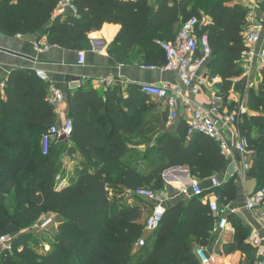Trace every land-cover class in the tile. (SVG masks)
Masks as SVG:
<instances>
[{
  "label": "trees",
  "instance_id": "1",
  "mask_svg": "<svg viewBox=\"0 0 264 264\" xmlns=\"http://www.w3.org/2000/svg\"><path fill=\"white\" fill-rule=\"evenodd\" d=\"M73 2L78 15L62 19L54 18L58 0H0V32L15 36L45 28L49 45L73 49L87 43L93 28L116 23L122 27L111 51L117 60L127 58L137 45L145 65L162 66L166 53L157 39H169L177 26L197 17L199 34L209 35V67L222 77L221 92L227 96L232 79L242 75L238 61L247 50L243 32L249 9L238 0ZM258 9L264 11V0H258ZM205 16L211 17L210 25H204ZM262 74L259 92L251 91L249 97V108L256 112L239 124L254 152L249 174L258 179V188L264 186V69ZM5 84V100L0 92V235L30 229L48 214L56 216L58 227L49 252L28 247L23 236L12 252L0 254V264H199L192 240L205 244L212 226L202 196L167 208L160 226L145 234V199L134 196L132 204H124L113 201L111 194L162 189L163 173L172 166H186L199 179L213 176L227 161L217 142L201 133L188 134L187 126L180 127L178 135L167 131V113L157 114L158 103H151L138 85L127 91L109 88L104 95L89 87L68 94L74 120L68 145L59 149L63 142L55 143L44 155L42 135L56 124L48 84L20 68ZM148 115L158 121L157 127H149ZM136 130L138 143L152 142L156 136L154 146L144 153L149 160L146 170L123 160L132 151L128 144ZM62 155L74 162L71 169ZM58 176L69 179L61 189ZM21 243L22 251L14 253Z\"/></svg>",
  "mask_w": 264,
  "mask_h": 264
},
{
  "label": "crops",
  "instance_id": "2",
  "mask_svg": "<svg viewBox=\"0 0 264 264\" xmlns=\"http://www.w3.org/2000/svg\"><path fill=\"white\" fill-rule=\"evenodd\" d=\"M238 1L249 9L248 16L250 12H254L264 25V11L258 9V0ZM149 2L154 4L156 0H149ZM77 15V10L70 7L56 8L54 12V18L65 19L68 16ZM203 21L204 25L212 23L209 16H205ZM178 27L175 28L173 36L169 39L157 40L172 42L176 38ZM121 28V25L116 23H105L100 29L93 28L87 33V43L73 49L49 45L45 28L34 34H17L15 36L0 32V47L20 54L15 55L0 50V80L6 83L14 69L30 70L35 74L36 70H43L46 75L45 79L36 76L48 84V98L51 99L53 89L64 96L61 102L53 104L56 124L59 125L66 117H69L68 94L89 87L95 88L100 95H104L109 88L119 86L127 91L130 85L166 83L172 86H181L188 95L207 108H212L215 105L212 100L213 94L221 95L223 101L219 106L223 114L235 112L241 103L247 108L246 116L256 112L249 108V97L251 91L259 92L264 69L260 67L256 55L250 57L246 53L248 51L242 53L241 59L238 61L242 75L232 79L227 96L219 89L222 77L213 74L209 67L211 59L207 60L198 72L199 76L205 78V83L201 87V91L194 94L190 87L182 84L177 72L145 68L144 54L139 53L140 48L137 45L131 49L127 58L122 61L117 60L111 51L115 48L113 43ZM263 46L264 29L261 39L253 46L255 54ZM80 53L84 54V63L79 62ZM102 80L104 82H101ZM0 92L2 100H5V87H0ZM149 100L151 103H158L157 114L166 112L168 115L169 107L165 99L149 96ZM257 113H263V111ZM146 118V120L151 119L149 115ZM188 121V114L183 107H179L176 119L171 124H168L166 120L165 128L178 135L179 128L184 129ZM239 124H236L234 129L239 132L241 137H245ZM131 137L132 141L128 146L132 151L123 160L132 164L138 163L139 169L146 170L149 160L144 158V153L148 147H153L155 142L138 143V130L134 134L132 133ZM253 156L254 153L249 156L237 152L233 157H226V165L221 172L203 179L193 176L186 166H172L163 173L164 187L156 190L160 202L167 209L178 205L181 201L186 205L194 196L191 193L192 182L196 180L200 183L203 188L201 201L208 207L207 215L211 218L212 226L205 244L202 245L193 239L192 245L194 250L202 247L207 253L214 254L218 264H258L259 261L255 249L251 245V239L255 234L264 236V203L253 209L247 207V200L258 189L259 181L243 167L245 162L252 164ZM214 179L219 182L218 186L214 185ZM222 187L224 193L220 194ZM121 192L123 193V191ZM210 201L218 203L219 211L216 216L211 213ZM153 204V202L145 200L142 210L148 209L150 213ZM221 223H224L222 227ZM144 232L145 234L151 233Z\"/></svg>",
  "mask_w": 264,
  "mask_h": 264
},
{
  "label": "built area",
  "instance_id": "3",
  "mask_svg": "<svg viewBox=\"0 0 264 264\" xmlns=\"http://www.w3.org/2000/svg\"><path fill=\"white\" fill-rule=\"evenodd\" d=\"M70 7L75 10L73 0H58L57 8L63 9ZM248 24L244 33V41L249 54L253 57L256 55L261 68H264V46L255 54L253 46L261 39L264 29L263 23L257 18L254 12H250L248 16ZM200 20L197 17H191L184 21L179 27L176 38L171 42L157 41L166 53V63L160 65H145V68L152 70H163L168 72H177L182 84L191 88V92L197 94L201 91V87L205 83V78L199 76L198 72L204 62L212 57V47L208 33L199 34L201 29ZM79 62L84 63V54H79ZM36 75L45 79L46 75L43 70H36ZM101 82H104L102 80ZM5 82L0 80V87L4 88ZM143 93L150 97L165 99L169 110L167 122L171 124L177 117L179 107H183L189 116L187 123L188 134L201 133L219 144L221 153L225 157H233L235 153L244 155H252L254 152L249 147L248 139L241 137L234 126L242 121L247 113L246 106L241 103L237 110L233 113H221L219 104L223 101V97L219 94H213L212 100L215 104L212 108H207L193 99L181 86H172L169 84H140ZM64 99L62 93L52 90L51 103L55 104ZM74 132V120L72 117H66L59 125L54 124L42 135L41 146L43 154H48L50 147L55 143L67 142ZM243 167L250 169L251 163H243ZM67 179L58 177L57 188L61 189L67 185ZM214 185L218 186L219 182L214 179ZM191 193L194 196H202L203 188L198 181H193L191 185ZM124 195L138 196L146 201L153 202V207L146 218L144 230L146 232L155 231L161 224L166 213V207L160 202L157 191L148 187H141L135 190H126ZM264 203V186L258 188L247 200V207L250 209ZM209 207L213 216L219 211L218 203L210 201ZM264 214V213H263ZM49 215H43L42 220L37 226H47L50 222H54L56 217L49 218ZM45 220V221H44ZM224 223H221V227ZM34 225L32 227L36 228ZM16 234L0 235V254L4 252H12ZM145 239L141 238L138 246L142 247ZM251 245L256 250L258 256V264H264V236L255 234L251 239ZM195 253L199 259V264H218L214 254H209L204 248L198 247Z\"/></svg>",
  "mask_w": 264,
  "mask_h": 264
},
{
  "label": "rangeland",
  "instance_id": "4",
  "mask_svg": "<svg viewBox=\"0 0 264 264\" xmlns=\"http://www.w3.org/2000/svg\"><path fill=\"white\" fill-rule=\"evenodd\" d=\"M168 42V41H167ZM146 122H148L147 124H150V128H154L155 126L157 127V122L158 121H154V120H145ZM155 138L153 137L152 141H154ZM68 143L67 142H63L58 146V148L60 149L61 147H65L67 146ZM45 155V154H44ZM47 155V154H46ZM60 158L64 159L65 164H67L68 168L71 169L74 166V162L70 161L69 158L64 157L63 155L60 156ZM60 175V174H59ZM60 177V176H58ZM65 179L67 183H69V179L66 177ZM113 197V201L121 199V201L124 204H131L134 201V196L131 195H124L123 193H121L120 191H117L116 193H112L111 194ZM143 215V222H145L147 216H148V209L146 210H142ZM51 218L56 217L54 214H48ZM45 216V215H44ZM43 217V216H42ZM49 217V218H50ZM42 220V219H41ZM41 220H39L41 222ZM45 221V220H44ZM40 222H38L37 225L40 224ZM36 225V226H37ZM58 227V222H56V220H54V222H50V224H48L46 227L45 226H37L36 228H30L21 232L16 233V239L19 238H23V236L25 238H23V242L22 243H26L28 247L35 249L37 252L39 253H47L51 250L53 243H54V239H55V234H56V228ZM18 245L17 250L14 251L15 252H21L22 248H23V244Z\"/></svg>",
  "mask_w": 264,
  "mask_h": 264
},
{
  "label": "water",
  "instance_id": "5",
  "mask_svg": "<svg viewBox=\"0 0 264 264\" xmlns=\"http://www.w3.org/2000/svg\"><path fill=\"white\" fill-rule=\"evenodd\" d=\"M0 50H1V51H4V52L11 53V54L20 55V54L17 53V52H14V51H11V50H7V49L1 48V47H0ZM176 168H178V167H176Z\"/></svg>",
  "mask_w": 264,
  "mask_h": 264
}]
</instances>
